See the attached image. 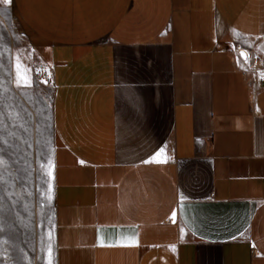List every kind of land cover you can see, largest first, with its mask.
<instances>
[{"label": "crops", "instance_id": "obj_1", "mask_svg": "<svg viewBox=\"0 0 264 264\" xmlns=\"http://www.w3.org/2000/svg\"><path fill=\"white\" fill-rule=\"evenodd\" d=\"M14 3L55 83L56 264H264V74L252 98L238 63L264 0Z\"/></svg>", "mask_w": 264, "mask_h": 264}, {"label": "rangeland", "instance_id": "obj_2", "mask_svg": "<svg viewBox=\"0 0 264 264\" xmlns=\"http://www.w3.org/2000/svg\"><path fill=\"white\" fill-rule=\"evenodd\" d=\"M46 69L14 0L0 3V264H56L55 84Z\"/></svg>", "mask_w": 264, "mask_h": 264}, {"label": "built area", "instance_id": "obj_3", "mask_svg": "<svg viewBox=\"0 0 264 264\" xmlns=\"http://www.w3.org/2000/svg\"><path fill=\"white\" fill-rule=\"evenodd\" d=\"M239 48H241V47L240 46L235 47L236 53H237ZM246 50L250 54V57H249L250 61L252 58H254L255 60H261L263 62V68L254 69L251 67V69H249L248 66H249L250 61L248 63H246L237 55L239 60H240L241 66L244 68V74H245V77H246L247 82H248V90L251 93L252 98H254V96L257 93L258 88L262 84V76L264 74V59H262L261 56L259 55V53L254 51L253 49H246ZM257 71H259V73H257ZM53 84H55L54 81H53Z\"/></svg>", "mask_w": 264, "mask_h": 264}, {"label": "bare ground", "instance_id": "obj_4", "mask_svg": "<svg viewBox=\"0 0 264 264\" xmlns=\"http://www.w3.org/2000/svg\"><path fill=\"white\" fill-rule=\"evenodd\" d=\"M241 54H243L242 55V59L244 61H247L248 62L249 61V57H247V59L244 58V57L247 56L246 52L242 51ZM261 68H263V62L262 61L254 69H261ZM45 73H46L47 78H51L52 77V73H51V71H49V69H46L45 70ZM257 73H259V71H257Z\"/></svg>", "mask_w": 264, "mask_h": 264}, {"label": "snow or ice", "instance_id": "obj_5", "mask_svg": "<svg viewBox=\"0 0 264 264\" xmlns=\"http://www.w3.org/2000/svg\"><path fill=\"white\" fill-rule=\"evenodd\" d=\"M7 2H10V0H0V3H7ZM243 55V54H241ZM245 59H247V57H245ZM238 63H239V58H238Z\"/></svg>", "mask_w": 264, "mask_h": 264}]
</instances>
